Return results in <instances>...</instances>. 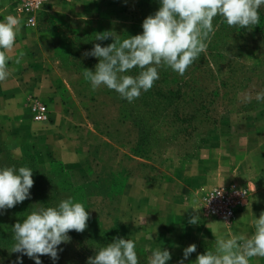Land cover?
<instances>
[{
  "label": "rangeland",
  "instance_id": "obj_1",
  "mask_svg": "<svg viewBox=\"0 0 264 264\" xmlns=\"http://www.w3.org/2000/svg\"><path fill=\"white\" fill-rule=\"evenodd\" d=\"M159 7V0H80L74 12L82 25L72 27L65 17L58 20L61 43L55 63L65 92H71L67 97L74 108L67 113L77 122L70 135L54 126L60 108L49 109V120L36 122L34 102L15 111L0 104V167L28 166L34 179L30 198L0 214V226L7 232L0 241V264H35L27 256L18 262L20 254L11 251L13 226L31 211L69 197L86 207L88 227L83 233L69 232L71 241L59 246V259L41 256V264H86L115 237L128 239L118 227H110L112 207L104 196L118 193L131 176L162 179L200 149L250 119L264 117V102L255 99L264 91V7L259 24L251 29L229 27L216 17L207 50L183 76L159 69L154 91L172 94V100L139 97L129 103L106 87L92 90L83 71H94L99 61L83 53L95 43H113L111 38L97 41L95 35L108 31L122 41L141 34L143 20ZM136 250L140 264H147L151 252Z\"/></svg>",
  "mask_w": 264,
  "mask_h": 264
},
{
  "label": "crops",
  "instance_id": "obj_2",
  "mask_svg": "<svg viewBox=\"0 0 264 264\" xmlns=\"http://www.w3.org/2000/svg\"><path fill=\"white\" fill-rule=\"evenodd\" d=\"M18 2L0 0V21L11 15L21 22L15 47L7 53L11 75L0 82V104L11 111L31 102L46 103L51 110L60 108L54 126L70 135L77 122L67 111L74 105L67 97L71 92L63 88L65 80L55 58L61 43L58 20L65 17L72 27L82 25L74 12L80 0H50L36 26L26 23L18 12ZM232 183L247 189L248 208L231 223L204 215L198 203L200 188ZM104 199L112 207L110 227H118L139 249H167L170 264H179L183 250L193 243L197 249L184 264H195L197 255L214 249L218 236H250L254 232L252 221L264 211V117L252 118L216 144L200 149L166 177H128L118 193ZM194 215L199 216L198 224H189ZM251 264H264V258L254 257Z\"/></svg>",
  "mask_w": 264,
  "mask_h": 264
},
{
  "label": "clouds",
  "instance_id": "obj_3",
  "mask_svg": "<svg viewBox=\"0 0 264 264\" xmlns=\"http://www.w3.org/2000/svg\"><path fill=\"white\" fill-rule=\"evenodd\" d=\"M159 3L154 15L143 20L141 34L127 36L122 41L108 31L95 35L97 41L111 38L113 43L107 46L95 43L90 51L83 53L85 58L95 57L99 61L94 71L87 68L83 71L93 91L103 86L131 103L142 91L147 92L154 86L161 67L183 76L200 59L215 34L216 17H222L229 27L251 29L259 24V10L264 7V0H159ZM20 30L21 22L14 16L0 21V82L11 75L7 53L15 47ZM19 62L17 58L15 63ZM133 69H139L138 75L127 74ZM255 99L264 102V91L256 93ZM33 186L32 168L0 167V214L29 199ZM89 219L84 204L72 197L53 207H40L13 226L11 251L20 254L18 262L21 256H27L35 264H41L40 257L45 255L55 262L63 251L59 246L71 241L68 233H83ZM198 222V215L189 220L193 225ZM252 225L254 232L250 236L229 233L227 237H216L214 249L197 255L195 264H251L254 257L264 258V211ZM196 249L194 243L186 247L179 264H184ZM145 251H151L147 264H167L171 259L167 249L145 248ZM86 264H140L136 242L115 237L112 243L96 250Z\"/></svg>",
  "mask_w": 264,
  "mask_h": 264
},
{
  "label": "built area",
  "instance_id": "obj_4",
  "mask_svg": "<svg viewBox=\"0 0 264 264\" xmlns=\"http://www.w3.org/2000/svg\"><path fill=\"white\" fill-rule=\"evenodd\" d=\"M50 4V0H19L18 12L24 16L26 23L36 26L39 16ZM33 119L36 122L49 120V106L43 102L32 104ZM199 207L204 215L224 221L233 222L238 214L248 208L250 196L244 187L232 183L199 190Z\"/></svg>",
  "mask_w": 264,
  "mask_h": 264
},
{
  "label": "trees",
  "instance_id": "obj_5",
  "mask_svg": "<svg viewBox=\"0 0 264 264\" xmlns=\"http://www.w3.org/2000/svg\"><path fill=\"white\" fill-rule=\"evenodd\" d=\"M140 97H143L145 99H153V100H158L159 98L160 99H165V100H172L173 99L172 94L171 95H165V96H158V94L154 91V87H152L147 92H143L142 91ZM158 107L160 108L161 106H158ZM166 107H169V106L167 105ZM159 108H156V109H159ZM167 109H169V108H165V110H167ZM149 111L153 112V108H151ZM5 227H7V226H5ZM5 230H6L5 228H3V227L0 226V241H2L5 238V236H6V235H2V234H7V232H4Z\"/></svg>",
  "mask_w": 264,
  "mask_h": 264
}]
</instances>
